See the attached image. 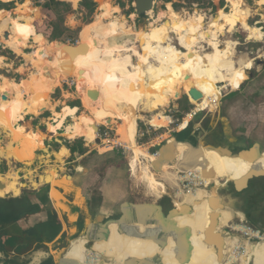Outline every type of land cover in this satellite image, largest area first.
<instances>
[{
	"label": "rangeland",
	"instance_id": "obj_1",
	"mask_svg": "<svg viewBox=\"0 0 264 264\" xmlns=\"http://www.w3.org/2000/svg\"><path fill=\"white\" fill-rule=\"evenodd\" d=\"M1 1H15V9L9 10L7 12H5L6 10H0L3 15V21L9 18L16 19V17H19L18 11H24L22 13V17L24 18L20 20L21 22H19V24L25 23V18L28 19V17L33 18L34 24L40 16L39 7L47 2V0H23V2H20V0ZM58 1L67 3L70 2L69 0ZM93 1H95V3L97 4V8L94 15L92 16V20L89 25H86L85 23L88 21L87 18H90V16H88L87 11L81 9V0H76V3L70 2L73 5L74 11L72 14L66 17L65 23L67 26L73 29L80 28V31L77 34V38L74 43H62L59 41L50 43L45 40L44 43L39 46L38 50L36 51L27 47L28 45H30L29 41H27L26 46L22 47L21 52L15 53V51H12V54H15V56L13 55L14 57H11V60L9 61L10 63H16L17 66H21L15 70L10 67H2L0 69V77H6V83L21 84L25 81L30 86L31 84H33V88L32 90H30L31 92L26 90V92H28L29 94L24 96V100L27 103L30 102L32 98L31 96H33L35 92L45 90L48 91L47 95L48 97H50L51 94H55L54 90L56 88L60 89L61 87H63V85H65V91H69L68 93L70 95L68 96L67 94V97H65L66 101L63 106L73 105L71 104V102H74L81 108L78 114L79 118L87 117L90 120L93 119L94 121H97L95 122L96 125L100 126L101 128L106 125L114 126L115 132L120 136L119 125L125 122V111L127 110L125 102L122 103L121 100L118 101L119 99L117 100L115 98H113L114 100L112 101V97H107L108 95L106 96L108 99H102V97L100 96L101 98H98L100 102H94V100H91L88 97L87 93L84 94L83 92L89 91L90 85L87 84V76L84 74L80 75L81 71H75V73H72L74 74V76H70L71 78L67 77L65 79L64 77L59 84H50L54 80V76L52 75V71L54 69L52 61L54 59V56L59 53V58H61V49L64 50L65 48H70L74 45H76L74 46L75 49L82 47L84 53L88 50H92V48H89V46L85 47V43L81 39V33L86 27L96 24V22H98V19H102L105 20V22H102V27L99 26L101 31H97L99 28H96V30L94 29V31L97 32L96 34L92 35V38H94L96 41L98 40L100 47L104 50L105 53L111 52V55H106L108 57L105 59V66L107 65L108 67H112V62L114 61L115 63L119 64V69L133 70L132 65L137 66L138 57L140 54H143L141 47L142 44L139 40V36L141 34L145 33L149 36V42L151 41L150 43L153 46L149 44L148 47L152 49L156 46L154 44V41L159 38L161 39V31L167 27V22L169 19H177L179 16L180 18L185 19L188 23H193V21H202L200 32L203 33L207 31L208 33L207 37L204 40H200L199 43L196 44L195 49L197 50V52L202 56H206L214 54V50L218 48L221 51H226L233 61L234 68L239 70L242 69L245 79H243L240 85L236 88H231L227 86L225 82H217L214 84L213 81H211L210 79H206V77L198 76V80H195L191 76L192 74H195V72H188L185 75L190 77L191 82L189 84H183L185 80V78H183L181 80H178L177 84L173 86L174 88L172 87V90H168L166 94L163 90H160L162 97L167 100L166 102H164L162 99L157 100V103L159 101L160 102L158 103V108L156 111H149V104L146 102V97L138 98L135 104V114L137 115V120L140 117H142V119L138 121L137 129L144 130L147 127L150 131V135H148L143 140V142H140L139 140L138 141L141 144L150 143L149 146H146V148L142 149L153 156V153H155L156 151L155 148H157L156 146H162L163 148L167 144L168 140L170 139V132L187 128L191 122H194L196 126L199 125V127L205 128V134L207 135L206 137L208 139L205 138L204 140V138H202L199 141V145L197 148H193L189 144H181L183 146V152L181 153V155H186L187 153L192 154L196 151H203L204 149H216V151L219 152L220 150L227 149L224 137L225 132L226 135H229L232 132H237L238 134L249 133L248 138L251 142L253 135L250 133V128H254V122L251 123L250 121H248V119L254 118V115H256L259 111L264 112V96L262 97V100H260V102H257V99L254 98L255 94H259L258 96H262L261 94L263 93H261V91L264 90V69L262 70V68L264 67V0H213L211 2L212 4L208 3L206 6L200 4H193L190 6L181 0H154V7L143 17H138L136 15V11L134 8L135 0ZM178 4H181L182 8L178 7ZM102 5H109V10H103ZM233 9H235V12L239 9L248 12L246 22L250 29L245 30L242 26V23L237 21L235 22L233 27L226 28L224 33L219 36L217 40H213L212 38H210V31L214 30V21L219 18L220 13H231L233 12ZM25 10H27V15H25ZM1 19L2 16L0 15V42L3 45L2 47H0V50H5V47H8L9 49L7 50L11 51L13 49L7 42L5 32L7 34V32L12 31L13 26L10 23L4 25V22L1 21ZM114 20H118L117 22L122 25H120L122 29L116 31L115 34L113 33L114 35H107L106 33ZM169 37L171 40L169 44L172 45V47H174L180 53H186V50L183 48V44L180 43V36L171 34ZM52 44H60V46L57 47L53 46ZM213 44L215 47L213 46ZM228 46L230 49L228 48ZM45 53L47 55L50 54V58H46ZM84 53H82L81 55H83ZM97 53L99 54V52ZM23 54H26V56H23ZM128 56H130L131 59H127ZM148 63L153 67L160 66V63H158V61H156L154 58L149 60ZM123 65H125V67H123ZM28 66H30L31 69H29ZM45 66H48L49 69L44 70ZM69 67V64L68 66L65 64H60V66L58 67V72L60 74H56V76H59V80L62 78V73L65 74L70 72ZM22 68L27 69L23 70ZM76 68L77 67H74L72 69L74 70ZM247 69H250V71L246 72ZM249 73H251L252 75L251 78H249ZM86 74L89 76L88 78L90 80V75L92 74V72L89 71ZM50 77L51 80H49ZM82 77H85V79ZM64 79L68 80L63 81ZM71 79L76 80V86H69L67 84L68 81L71 83ZM90 84L92 88H94L95 85L96 88L99 87L100 89L105 88L106 85V83L104 84L102 81H92V83L90 82ZM116 85H118V83ZM191 87L194 91L198 92V96H195L190 91ZM28 88L29 87H27V89ZM10 97L11 98L9 100L13 98V93ZM57 97L58 95H55L53 99H57ZM109 99L111 100L108 101ZM105 102L106 106L104 104ZM110 102H112L111 105ZM108 104L110 109H108L109 107H107ZM106 107L107 110H109L110 114L108 112L106 119L98 118L96 113L100 112L104 108L106 109ZM48 108H51V103L47 100L45 109L42 110H46ZM60 109L61 107H59L58 110L61 111ZM38 110L40 109H36L33 111L25 107L24 111L22 112L23 117L19 122V125L23 126L25 130L30 127V125L32 124V117L30 115H32V113L38 114ZM111 112H113V114H111ZM158 115H161V119L157 118ZM76 119L77 118L74 117V119L68 120L67 127H72L73 125L77 124L78 121ZM5 120L6 119L1 118L0 124L5 123ZM217 122L219 123V126L216 130L211 131L210 127L215 125V123ZM8 123L9 124H7V130L8 127L16 130L20 128V126H12L11 123H13V121H8ZM78 123L82 124V120ZM226 125H229V128H226ZM88 127L91 128L90 125H88ZM235 127L237 128L236 132L234 129ZM219 128L221 129V133L220 130H218ZM78 129L79 127L77 128V131L73 130V132H71V134L69 135V139H60L59 137H57V139L54 140H59L69 151H72L74 149L75 145L72 144L77 140H83L84 148L93 146L90 145L86 140V138L88 140L92 138L93 131L90 132L88 129L87 133L83 131L80 136L77 133ZM126 130H128V128ZM222 130H224L223 133ZM240 130H242V132ZM94 131L97 130L94 129ZM127 132V134H129V131ZM18 136V139L22 137L20 134H18ZM84 136H86V138ZM0 137H5L4 140L1 139L0 145L6 147V151L0 148V199L10 200L12 198H22L26 192H41L52 189L53 186L52 183H50L52 179L48 173L50 171H54L57 175H59V180H61V182H64L63 185H57L56 187L58 188V190H61L63 192L61 194L65 200L64 205L68 209V214L72 216V212H84L85 210H87V205L85 202L83 203V205H80V193H78L80 185L72 181L79 174L75 170V164L73 163L75 157L77 156H68V160H65L64 158L63 162L62 159H59L58 163L49 158L46 163L42 164L39 163V158L36 156L32 165L28 166L20 163L21 160L19 158L21 157V155H17L16 151L13 149V142L16 141L9 137V132L1 130ZM27 141L29 144H33L29 140ZM179 145L180 144L175 145L176 148ZM94 147L96 149H101L102 151L106 150L102 145H100V141L99 144L94 145ZM238 147L233 149L234 154H238L240 150ZM253 152L254 153L251 152L246 159H250V156H252L253 154H259L258 150H255ZM117 154L120 155L116 157L115 161H112V163L106 162V160L102 159L93 161L90 165L92 175H87L85 177L88 178V180L86 181H88V183L90 182L89 193L92 192L93 195L91 198V203L94 205V211L99 210L100 212H102L106 209H109V211H112L114 214L111 219H105L106 217L103 216V218L100 217L101 219L93 220V223L100 222L99 224H105L107 221H120L122 218L139 219V216L143 215L139 213V210L148 207L153 203V201H158V203L164 202L165 204L171 205L172 208H176V205H178L177 203H180L178 208L180 209L181 207V209H185L190 207L198 197L204 194V190L199 189L198 191L194 192L193 195L189 198L182 200V198L184 197L183 195H187L186 192H184V194L181 193L180 197L177 198L175 196V193L177 192L176 190L178 189L179 184L178 177L176 172L173 169L169 168L166 171L168 177L164 176V178L166 177L167 179H169L165 192L163 190L161 191L153 189L151 186H143L140 189H134V185L131 182L133 181L131 167L129 166L133 153L127 154L126 156H124L121 152H117ZM15 155L19 158H16ZM228 158L232 157L224 156L223 160L227 161ZM145 162L147 163V165H149V167H153L151 171L153 172V175L155 176L157 181H160L158 179H162L159 176L162 168L159 167L157 170L154 167V163H150L149 160H146ZM115 166L119 167L120 171H118L117 168L112 171V168H114ZM185 166L186 165L181 166L180 169L184 168ZM186 167L189 168L188 165ZM260 169L264 172V166H262V168L260 167ZM117 171L122 173L119 177L116 175L118 174ZM46 175H48V180L44 181ZM157 175L160 178H157ZM126 176L127 180L122 185V182L124 181L123 179H125ZM37 177L38 182H42L41 185L36 183ZM106 180L110 182L115 180V186H112L110 184L107 186L104 183L106 182ZM232 180H236L238 182L237 178H228L222 180L217 179V182L206 184L205 189H207V191L209 189L210 192H215L217 196L227 195V197L229 198V203L233 206H235V204L233 202H230L233 198L232 195L237 196L242 204V206L237 205V207L242 211H244L245 208L250 209L249 205H252L253 207L254 200L251 199V204H247L244 201L243 198L246 195L245 192L244 194L242 193L241 196L235 194V187L233 182H231ZM252 183L253 192L251 191L252 193L250 194V197L254 198V181H252ZM66 191H70L71 197L67 198L64 195ZM122 191H124L125 195L120 194L122 193ZM113 193H115V197L111 198V194ZM102 194H106V196H110V198H108L107 200H102ZM162 195L163 198L159 200L160 196ZM61 218L64 222L65 218L63 216ZM89 218L90 217L88 216L87 219ZM196 230L202 231L203 229L201 227H198L196 228ZM70 245V242L67 241V243H65L64 245H52L51 247L44 245V248L46 250L48 249L47 251L52 250L53 257L56 260H59L64 257V253L68 251Z\"/></svg>",
	"mask_w": 264,
	"mask_h": 264
},
{
	"label": "crops",
	"instance_id": "obj_2",
	"mask_svg": "<svg viewBox=\"0 0 264 264\" xmlns=\"http://www.w3.org/2000/svg\"><path fill=\"white\" fill-rule=\"evenodd\" d=\"M23 12H24L23 10L18 11L19 17H16V19L9 18L3 21V15L2 12L0 11V15L2 16L1 21L4 22V25L10 23L13 26L12 27L13 31H9L7 32V34L5 32V35L9 36L7 42L11 40V38L13 39L16 46V50L13 48L11 44L9 43L8 44L13 49L11 51H15V53L21 52L22 47L26 46L27 41H29L30 43V45H28L27 47L30 49H34L36 51L38 50L39 46H41L45 41L43 35L38 34L36 32L35 23L33 24V18L31 17L25 19V20H29V22L27 21L28 23L25 21V23L20 24L21 26L31 25V27L33 28V32L28 40H25L15 32L14 22L24 18L22 17ZM25 15H27V10H25ZM2 46L3 45L0 42V47ZM5 48L9 49L8 47ZM60 53L63 54L62 49ZM23 56H26V54H23ZM50 56H51L50 54L47 55L45 53L46 58H50ZM0 59H1L0 65H3L0 66V69L2 67H10L13 70H15L21 66V65L17 66V64L14 62L10 63L9 61L11 59L9 57L0 56ZM58 59H59V55H56L54 56V59L52 61L53 63L52 65L54 68L52 71V75L54 76V80L50 84L53 85L59 84L64 77L65 79L67 78L65 74L62 73V78L59 80V76L57 75V80H56L55 75L59 73L58 67L60 66L57 64ZM28 68L31 69L30 66H28ZM22 69L26 70L27 68H22ZM45 69L47 70L49 69V67L45 66L44 70ZM71 69L72 68L70 66L69 73H75V70L73 69L71 70ZM263 69L264 67L262 68V70ZM79 70L81 71V74L87 76L86 81L87 84L89 83L88 85H90L89 86L90 90L83 92L87 94L90 91L97 92L98 97L96 101L94 100V102H100L98 99L102 97V95L99 94L100 89L96 88L95 85L94 88H92L90 84V80L88 78L89 76L86 74V72L82 71L81 69ZM82 78L85 79V77ZM50 79L51 77L49 78V80ZM6 81H7L6 77H0V89H1L0 119L1 118L6 119L5 123L0 124V130L8 131L9 137H11L14 141H16L13 142L12 147L16 151L17 155H21V157L19 158L16 155L15 157L21 160L20 162L21 164H25L28 166L32 165L36 156L39 158L40 164L46 163L49 160V158H51L53 161L57 163L59 162V159H62V162L64 161V158L65 160H68L67 158L68 156H72V152L69 151L65 146H63V144L59 140L57 141L54 139H57V137H59L60 139L61 138L69 139V135L71 134V132H73V130L77 131L78 127L79 129L77 133L81 136L83 131L87 133V130L89 128L88 125L93 126L91 122L95 123L97 121H94L93 119L90 120L87 117L79 118L78 114L81 108L77 105L63 106L66 101L65 97H67V94L68 96L70 95L68 93L69 91H65L64 88L65 85H63V87L60 88L61 93L59 95L61 96L58 95L57 99H52V94L50 95V97H48V99L42 98V96L48 94V91L45 90L35 92L33 96H31L32 98L29 102L30 103L29 105H31L30 110L34 111L36 109H40V110L45 109L47 100L51 103V108L42 111L38 110V114L32 113V115H30L32 117L31 118L32 124L30 125V127H28L25 130L23 126L19 125V122L22 120L23 114L20 113V108H19L20 105L17 101L15 102V100L19 92L22 95L21 96L22 99L20 100V102L27 103L24 100V96L29 94L28 92H26V90L28 91L32 90L33 84H31L30 86L25 81L22 82L21 84L6 83ZM27 87L29 88L27 89ZM57 89L58 88L54 90V93H56ZM166 92L167 91L164 90L165 94ZM5 93H9V96H8V100L4 101L2 99V96ZM12 93H13V98L9 100L11 98L10 96L12 95ZM261 93H263L261 94L263 97L264 90H262ZM255 95H259V94H255ZM90 99L93 100L92 98ZM59 107H61L60 109L61 111L58 110ZM127 111L128 110L125 111V116L127 114ZM45 112L46 115H44ZM74 117L77 118L76 120L78 122L82 120V124H79L77 122V124L73 126L71 125L72 127H67L68 120L74 119ZM141 119L142 117H140L137 120L135 140L137 138V132L139 131L137 129L138 121ZM8 121H13V123H11L12 126L14 127L20 126V128L16 130V129H12L11 127H8L7 130V124H9ZM248 121H250L251 123L254 122V128H250V133L253 135L254 138L252 137L250 142L248 138L249 133L238 134L236 132L237 128L235 127L234 129L236 133L232 132L231 134L226 135L225 132L224 137H225V145L227 146V150H230L234 154L233 149L238 147L239 145L238 148L240 150L238 153L244 150L252 149V152L258 150L259 151L258 156H261L263 158L264 157V112L259 111L256 115H254V118H250L248 119ZM218 122L210 127L212 131L217 129V127L219 126ZM95 126L98 125H96L95 123ZM119 126H123L125 130L127 129V127L125 126V122L121 123ZM196 127L200 128L199 125H197ZM226 128H229V125H226ZM127 131L128 130H126V134L128 133ZM222 131L224 132V130ZM240 131L242 132V130ZM175 132L176 131L170 132L171 133L170 139L163 148L162 146H156L157 148H155L156 150L155 152L159 153V158L157 160V163L154 160L147 158L146 155L142 151H140L142 154L141 156H139L137 165L134 168L133 160H132L134 159L135 156V152H134V154L131 157L132 159L130 160L131 162L129 164V166L132 169L131 173H132L133 181L131 182L134 185L133 187L134 189H140L143 186L146 187L151 186L153 189H157L161 191L163 190L165 192L169 181V179L166 178L168 177L166 174L168 168H162V164H167L170 167L175 166L178 169H180V167L183 165L187 166L190 153H187L186 155H181L182 152H180L179 150L180 147L183 148L181 144L184 143H179L175 138H173V134ZM18 134L22 136L19 139H18L19 137ZM128 135L129 134H127V136ZM206 136L207 135L204 133L203 136L204 140ZM84 137L86 138V136ZM2 139L4 140L5 137ZM27 140H29L33 144H29ZM86 140L87 142H89L90 145L93 146H88L85 148L86 154L75 157L73 163L75 164V170L79 174L72 181L80 185L79 186L80 188L78 189L79 190L78 193H80L79 194L80 205H83V203L85 202L87 205V210H85L84 212L81 211L79 212L75 211L74 213L72 212L71 213L72 216L68 214V209L64 205L65 200L61 194L63 192L61 190H58V188L56 187L57 185L58 186L63 185L64 182H61V180H59L60 179L59 175H57L54 171H50L48 174L52 179L50 183H52L53 188L49 189L47 193L48 196L47 204L49 205L48 211L43 208L42 212L40 213L24 217L14 223L6 224L5 226H0V264H139L141 262L143 264H226L225 262L230 252V246L234 244V242H236L237 240V239L235 240L236 237L235 238L232 237V234L228 230V226L232 222L234 221L237 222L238 220L245 219L250 224L254 225V227H257L264 232V177L254 179V198L250 197L252 200H254V209H252L251 215L247 211L248 208H245V210L242 211L237 207V205L242 206V204L241 201L238 199V197L234 195H232L233 198L232 201L230 202L231 203L233 202L235 206L229 203L228 200L229 198L227 197V195L220 196L221 198H223L222 202L226 204L229 208L218 210V206L215 207V205H216V201H219V203L221 202V198L218 197L217 194H215V192L209 194L208 191V196L206 197V200L202 206H200L198 209H196V206H192V205L187 208L188 210L192 211L193 215L191 221L186 227L182 226L184 223L182 221L183 220L182 218L181 219L177 218L175 220L171 219L173 224L167 225L165 233H161L155 231L156 229L152 228V224L147 225V223H150L156 217L155 213L153 214L152 212L145 213L144 215L140 216L139 219L138 218L134 219L135 221H140L145 224V226L143 224H139L138 226V228H140L139 230L142 231L143 234L147 236L146 238L143 236V241L138 240L135 228L126 225H124L125 227H119L118 225L110 224L112 222H115L116 220L107 221L105 224H99L100 222L93 223V220L101 219L103 218V216L106 217L105 219H111V217L114 214L112 211H109V209H106L102 212H100L99 210L94 211L93 208L94 205L91 203L92 201L91 198L93 195L92 192L89 193L90 182L88 183V181H86L88 180V178L85 177L87 175H92L90 165L92 164L93 161L102 159V160H106V162L112 163V161H115L116 157H118L120 154H117V152L114 151H108V150L102 151L101 149H96L94 145H97L98 143L95 142L93 138H91L90 140L86 138ZM55 144H57L58 147H56ZM178 144L180 145L176 148L175 145ZM0 148L6 151L5 146L0 145ZM232 158H235L233 161L235 162L236 157H232ZM146 160H149L150 163H154L155 165L154 164L153 165L157 170L159 167L162 168L163 171L161 170V172L159 173L160 174L159 176L162 179H158L160 181H157V179L153 175V172L151 171L153 167L151 166L149 167V165H147V163L145 162ZM228 162H230V160H228ZM115 168H117L118 171H120L119 167L117 166L112 168V171ZM141 170L144 172H142ZM120 174L122 173L118 172V174L116 175L119 177ZM143 174H146V176ZM47 176L48 175L45 176L44 181L48 180ZM164 176H166L165 177L166 179L164 178ZM160 177H158L157 175V178ZM147 179H149V182L146 181ZM108 180L104 182L107 186L109 184L115 186L116 184L115 180L111 182ZM123 180L124 181L122 182V185L127 180V176ZM36 183L41 185L42 182L40 183L36 181ZM39 192L40 191L36 193ZM106 194L101 195L102 200H107L108 198H110V196H106ZM120 194L125 195L124 191H122V193ZM235 194L239 196V194H242V192L239 193L235 190ZM64 195L67 198L71 197L70 191H66ZM114 197H115V193L111 194V198ZM162 198L163 195L160 196L159 200ZM243 199L245 202H247L246 195L244 196ZM177 204L178 205H176L177 206L176 208L177 210H179L178 206L180 203ZM150 206L154 207L156 210L158 209H160L161 211L166 210L164 213L162 212L161 214L162 218L168 216V211L171 210L172 208L171 205L165 204L164 202L158 203V201H153V203L150 204ZM48 215L51 217V219H54L56 223L55 225L56 227L51 228L48 231H44L43 229L40 228V225L50 220ZM61 215L65 218L64 222L62 221ZM214 215H216L217 222L216 225L214 224L215 228L213 230L214 231L213 236L211 235V239L213 237V239L216 240L217 242L213 241V244L211 242L210 244L208 241L209 238L207 236V233L210 230V226L213 223ZM223 215L227 216L224 221H222ZM88 216L90 217L89 218L90 220L87 219ZM141 217H146L148 219L143 218V220L141 221ZM121 220H123V218ZM128 223L134 224V222L129 220ZM198 227H201L203 230L202 231L196 230V228ZM121 229L124 231L122 232ZM147 230H149L150 232H148ZM52 235L54 236L53 239L50 237ZM162 237L166 238L167 240L166 245L169 246L170 244L171 247H176L178 255L172 253L170 254L164 253L163 251H161L162 247L165 246L159 244V239H161ZM219 239L221 240L220 242L223 243L224 251L221 260L218 262L217 260L218 257L216 256L217 255L216 250L218 247ZM82 240L85 241L83 247L85 252H83V254L80 253L78 254V252H69L70 248L73 246L74 243L80 242ZM67 241L70 242L71 245L68 251L64 253V257L59 260H56L53 257L52 250L47 251L48 249L46 250L44 248V245L48 247H51L52 245H62V244L64 245L65 243H67ZM187 245H188L187 259L181 260L180 255L182 256L184 255V246L186 248ZM208 255H213L215 257L214 259L210 260L207 257ZM249 262H252V264H264V241H254L249 245L248 257L245 259L244 264H250Z\"/></svg>",
	"mask_w": 264,
	"mask_h": 264
},
{
	"label": "bare ground",
	"instance_id": "obj_3",
	"mask_svg": "<svg viewBox=\"0 0 264 264\" xmlns=\"http://www.w3.org/2000/svg\"><path fill=\"white\" fill-rule=\"evenodd\" d=\"M69 1L72 3H76V0H69ZM102 9L105 11L109 10V5H102ZM247 14L248 12L243 11L242 9L237 10L235 13H220L219 18L217 17L218 19L214 21V24H213L214 30L210 31L211 32V35H209L210 38H212L213 40H217L218 37L224 33L226 28L233 27L235 22L237 21L242 23V26L245 30H249L250 27L247 25V22H246V19L248 16ZM20 20L22 19H19L14 22V30L22 38H24L25 40H28L33 32V28L31 27V25L21 26L19 24ZM25 21L29 22V20H25ZM117 21L114 20L111 23L109 30L106 33L107 35H114L116 31L122 29V27H120L121 24H119ZM102 22H105V20L98 19V22H96V24H93L94 26L91 25V26L86 27L81 33V39L84 41L85 47L89 46V48H92V50H88L83 55H79L76 58H70L68 56V51L70 49L65 48L63 50V54L61 55V58L58 59L57 64L58 65L65 64L67 66L68 64H71L70 65L71 68L77 67L86 73H88L89 71L92 72V74L90 75V82L102 81L104 84L106 83L105 88L100 89L98 87L100 89L99 94L102 95L103 99L107 97H112V101L114 100L113 98H115L117 100L119 99L118 101L121 100L122 103L125 102L128 112L124 120L126 123L125 125L129 131V135H128L129 138H127V134L125 133V128L123 126H119V132H120V139L124 143L128 144L130 148H132L133 154L135 152L134 159L131 158L133 160L134 168L137 165L139 156H141L142 154L140 151H142L146 155L147 158L152 159L157 163L154 157H152L148 152L144 151L142 148H139L136 142L134 143L135 137H136V124H137V115L135 114L136 113L135 104L138 98L146 97L147 99L146 102L149 104V108H148L149 111L150 112L156 111L158 108V103L160 102L159 101L157 103V100L162 99L164 102H166L167 100L162 97L160 90H163V91L170 90L175 84H177L178 80H181L183 78H185L183 84H189L191 82L190 77L185 75L188 72H195V74L191 75L195 80H198V76L206 77V78L210 77L211 81H213L214 84L217 82L225 81L227 83V86L231 88H236L237 86L240 85L242 80L245 79L243 76L242 69L239 70V69L234 68L233 61L231 60L230 55L226 51H221L218 48L214 50V54L212 55L202 56L201 54H199L197 50L195 49V46L197 43H199L200 40H204L207 37L208 32L207 31L203 33L200 32L202 21L201 22L193 21V23H190V22L188 23L186 22L185 19H182L179 16L177 19L171 18L168 20L167 27L166 28L164 27L165 29L161 31V35H160L161 39L159 38L154 41V44L156 45L155 48L150 49L148 47V45L151 44L150 43L151 41L149 42L148 35L143 33L139 36V40L142 44L141 47H142L143 54L139 55L137 66L132 65L133 70L132 69L130 70L129 68H127L129 70L119 69L118 67L119 64L115 63L114 61L112 62L113 63L112 67H108L107 65L105 66L106 64L105 59L108 57L106 55H111V52L105 53L104 50L100 47L98 40L96 41L94 38H92V35L96 34V32L100 30L99 26L102 25ZM96 28L97 29L99 28V29L95 32L94 29L96 30ZM171 34L180 36L181 38L180 43L183 44V48L186 50V53L184 54L180 53L178 50L172 47V45L169 44V42L171 41L169 36ZM8 43L11 44L13 48L16 50V46L12 38L11 40L8 41ZM52 45L57 46V47L60 46V44H52ZM97 52H99V54ZM152 58L158 61V63H160V66L153 67L152 65H149L148 62ZM127 59H131V57L128 56ZM123 67H125V65H123ZM248 71H250V69L246 70V72ZM65 76L71 78L70 76H74V74L65 73ZM56 80H57V76H56ZM67 80H64V81H67ZM73 80L77 84L76 80L75 79ZM117 83L118 85H116ZM89 94L92 98L97 99L98 97V93L95 91H90ZM21 96L22 95L18 92L17 98L15 100L20 105L19 107L20 113L23 112L25 107L29 109L31 108V105H29L30 103L20 102V100L22 99ZM47 97L48 95H44L42 98H47ZM110 100L111 99H109L108 101ZM111 103L112 102H110V105ZM104 104L106 106V102ZM107 107H109V104ZM107 107L106 109L104 108L103 110L100 109L101 111L96 113L98 118H107V115L109 112V110H107ZM108 109H110V107ZM111 114H113V112H111ZM157 118L161 119V115H158ZM91 124L93 126H91V128H88V129L90 132L93 131L92 138L95 142L99 144V140L97 139V134H96L97 131H94V129L97 130L95 123L91 122ZM1 139L2 138L0 137V144H1ZM257 155L259 154L252 155L254 159L256 158V160H253V161H258L260 159V156H258V159L257 157H255ZM224 156H229V155L222 154L219 151H216V149L214 150L204 149L203 151H196L190 154L188 158L189 161L187 163L189 168L185 166L182 169H177L176 167H170L167 164H162V168H169V169L176 168L177 170L182 171V172L183 171L199 172L202 178L204 179L205 183L209 184L212 182H217V179H221V180L224 179L220 173L221 168H222V161L225 162L223 160ZM159 165H160V162H159ZM232 172H233V169H229L228 173H226L225 179H228ZM257 172L264 173L260 168L257 170ZM143 175L146 176V174H143ZM36 181L38 182V178H36ZM146 181L149 182V179H147ZM232 181H236V180H232ZM203 190H204V194L198 197L196 201L192 203V206H196V209H198L200 206L204 204L206 197L208 196L207 189H203ZM193 193L194 192L187 194V195H183L184 197L183 198L181 197L182 200L189 198L190 196L193 195ZM178 197H180V194ZM218 204H220L219 201H216L215 207H217ZM177 212L180 213V215L172 219L175 220L177 218H180V219L182 218L183 219L182 221L184 222L182 226L183 227L188 226L189 222L192 219V215H193L192 211L188 210L187 208L185 209L183 208V209L177 210ZM223 247L224 246H222L221 249L219 248V246L217 247L216 256L218 257L217 259L218 262L221 260L223 256V251H224ZM249 263L252 264V262H249Z\"/></svg>",
	"mask_w": 264,
	"mask_h": 264
},
{
	"label": "trees",
	"instance_id": "obj_4",
	"mask_svg": "<svg viewBox=\"0 0 264 264\" xmlns=\"http://www.w3.org/2000/svg\"><path fill=\"white\" fill-rule=\"evenodd\" d=\"M181 1H184L187 5H190V6L193 4H200V5L206 6L208 3H211L213 0H181ZM20 2H23V0H20ZM177 6L182 8L181 4H178ZM80 7L84 11L88 12V16H90V18H87L88 21L85 24L89 25L91 23L92 16L94 15L96 11L97 4L93 0H81ZM39 8H40V16L35 21L36 32L38 34H42L45 40L50 43L54 41H59L62 43H67V42L74 43L75 42L77 38V34L80 31V28L73 29L67 26L65 23L66 17L72 14L74 11L72 3L62 2L58 0H47V2H45V4L41 5ZM12 9H15V1H10V2L0 1V10L9 11ZM233 12H235V9H233ZM13 55L14 54H12V51L10 50H7V49L0 50V56L11 58L15 56ZM74 70L77 72H80L78 68ZM206 79L211 80V78L209 77ZM202 85H205V84H202ZM190 91L195 96L196 95L198 96V92L194 91L192 87L190 88ZM59 93H60V89H57L56 93L52 95V99L54 98L55 95H59ZM254 98L257 99V102H260V100H262V96L255 95ZM71 104L73 105H70V106L76 105L74 102H71ZM44 115H46V112L44 113ZM218 130H220V133H221V129H218ZM204 133H206L205 128L203 127L197 128L195 123L191 122L187 128L176 131L173 134V138H175L179 143H187V144H190L193 148H197L199 141L204 136ZM206 139L208 138L206 137ZM72 145H75L74 149L71 151L72 157L86 154L85 148L83 146V140H77ZM55 146L58 147L57 144H55ZM179 151L183 152V148L180 147ZM252 158L253 156H250V160L242 159L238 157L236 158L235 162H233L234 161L233 158L228 159L230 160V162H228V160L225 162L222 161V168L220 172L221 176H223V178L225 179L226 173H228L229 169H233V172L230 174L229 178H237L238 182L242 184L247 179L248 176L252 175L260 167L264 166V158L260 156L259 161H253L251 160ZM251 184L253 186V183ZM244 192L247 198L246 203L251 204L250 203L251 201L250 188L246 189L242 193L244 194ZM47 193H48V190L41 191L39 193L26 192L22 198H12L10 200L0 199V226H5L6 224L14 223L24 217L40 213L42 212L43 208L48 211L49 205L47 204L48 202ZM241 195L242 194H239V196ZM249 206H250L249 207L250 209H247V211L251 215L252 209H254V205L253 207L252 205H249ZM226 217L227 216L223 215L222 221H224ZM49 218L50 220L48 222L40 225V228L43 229L44 231H48L49 229L56 227L55 226L56 223L54 219H51L50 216ZM143 218L148 219L146 217H141V221L143 220ZM166 218L167 216H165L163 219L166 220ZM126 220L135 222L134 218H130ZM139 224L138 223L137 224H127L126 226L135 228L138 240L143 241V236L142 237L140 236L142 235L143 232L139 230L140 229L138 228ZM166 226L167 225L164 226L163 224L161 225L152 224V228L156 229L155 231L161 232V233H165V230L167 228ZM147 231L150 232L149 230ZM50 237L53 239L54 236L52 235ZM84 242L85 241L82 240L80 242L74 243L73 246L70 248L69 252H78V254L79 253L83 254V252H85L83 249L84 244H85ZM166 243H167V240L165 237H162L161 239H159V244H161L162 246L165 245L164 247H162L161 251H163L164 253H169V254L172 253V254L178 255L176 247H171L170 244L168 246L166 245ZM207 257L211 260V259H214L215 256L208 255Z\"/></svg>",
	"mask_w": 264,
	"mask_h": 264
},
{
	"label": "built area",
	"instance_id": "obj_5",
	"mask_svg": "<svg viewBox=\"0 0 264 264\" xmlns=\"http://www.w3.org/2000/svg\"><path fill=\"white\" fill-rule=\"evenodd\" d=\"M69 86H76L77 84L71 79V83L68 81ZM97 139L108 151L121 152L123 155L132 153V148L128 144L124 143L120 136L115 132L113 126H104L96 133ZM150 135V131L146 127L144 130H139L137 132V138L135 140L139 148H146L150 143H140ZM140 142H139V141ZM152 156V155H151ZM155 160L159 158V153H153ZM132 170V169H131ZM178 177V189L175 193V196L178 198L179 194H190L199 189H205L206 183L202 178L201 174L196 171H179L173 168ZM228 230L232 234V237L235 238L236 242L230 246V252L228 258L226 259V264H244L245 259L248 257V247L254 241H264V232L254 227L246 220L234 221L228 226Z\"/></svg>",
	"mask_w": 264,
	"mask_h": 264
},
{
	"label": "water",
	"instance_id": "obj_6",
	"mask_svg": "<svg viewBox=\"0 0 264 264\" xmlns=\"http://www.w3.org/2000/svg\"><path fill=\"white\" fill-rule=\"evenodd\" d=\"M1 1V0H0ZM154 7V0H135L134 2V8H135V11H136V15L138 17H143L146 15V13L150 10H152V8ZM5 37L8 39V35H5ZM70 50L68 51V56L70 58H76L78 57L79 55H81L82 53H84V50L82 47H79L77 49L74 48V46H71V48H69ZM261 63V62H260ZM263 63V62H262ZM249 72V71H248ZM81 75V73H80ZM251 73H249V78H251ZM8 96L9 94L8 93H5L3 96H2V99L5 101V100H8ZM88 97L89 98H92L90 96V94L88 93ZM93 100H97L96 98H92ZM96 129H97V132L99 130V126H96ZM252 152V149L251 150H244V151H241L240 153L238 154H233L230 150H227V149H224V150H220V153L222 154H225V155H229L231 157H239V158H242V159H246L248 157V155ZM254 153V152H252ZM257 157L258 159V155L255 156ZM250 160V159H249ZM251 160H256V158L254 159V157L251 159ZM253 162V161H252ZM264 177V173H261V172H255L254 174L250 175L242 184L238 183L237 181H231L233 182L234 184V187H235V190L239 193L245 191L246 189H248L249 187V183L254 180V179H257V178H262ZM209 191V194H212V191L210 192V190L208 189ZM218 197H220V195H218ZM221 198V197H220ZM223 198H221V204L218 205V210L219 209H225V208H229L226 204H224L222 202ZM151 208V209H150ZM216 209V208H215ZM165 210V209H164ZM177 209L176 208H171V210L168 211V216L166 218V220H164L161 216L162 212L164 213L165 211H161L160 209L156 210L154 207H151L150 205L142 210H139V213L140 214H145V213H149V212H152L156 214V217L150 222V223H147V225L149 224H155V225H161L163 224L164 226L165 225H171L173 224L171 219L174 218V217H178L180 215V213H178L176 211ZM157 218V219H156ZM216 222H217V218H216V215H214L213 217V223L212 225L210 226V230L208 231L207 233V236L208 238L211 240L208 239L209 243L211 242L213 244V241H216L213 239H211V235L213 236V230L215 228V225H216ZM141 224L140 221H135L134 224ZM111 225H118L119 227H125L124 225H127L129 224L128 223V220H126V218H124L122 221H115V222H112L110 223ZM142 224L145 226V224L142 222ZM215 224V225H214ZM121 231L123 232L124 230L121 229ZM141 237L144 236L145 238L147 237L145 234L142 233V235H140ZM221 240L219 239L218 241V246L219 248L221 249L223 244L220 242ZM217 242V241H216ZM210 243V244H211ZM187 252H188V245L187 247L185 248L184 246V255H180V258L181 260H186L187 259ZM139 264H143L142 262L139 263Z\"/></svg>",
	"mask_w": 264,
	"mask_h": 264
},
{
	"label": "flooded vegetation",
	"instance_id": "obj_7",
	"mask_svg": "<svg viewBox=\"0 0 264 264\" xmlns=\"http://www.w3.org/2000/svg\"><path fill=\"white\" fill-rule=\"evenodd\" d=\"M257 172V171H256ZM252 182H250L249 183V187L248 188H250V192L252 191V189H253V186H252V184H251ZM251 186V187H250ZM253 192V191H252Z\"/></svg>",
	"mask_w": 264,
	"mask_h": 264
}]
</instances>
